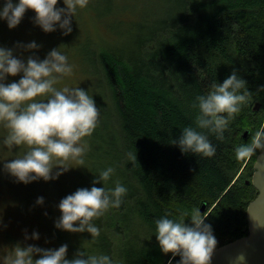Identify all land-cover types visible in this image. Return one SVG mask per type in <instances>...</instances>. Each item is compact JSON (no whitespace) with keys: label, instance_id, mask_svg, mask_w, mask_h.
Returning <instances> with one entry per match:
<instances>
[{"label":"trees","instance_id":"16d2710c","mask_svg":"<svg viewBox=\"0 0 264 264\" xmlns=\"http://www.w3.org/2000/svg\"><path fill=\"white\" fill-rule=\"evenodd\" d=\"M63 3L59 0V5ZM92 7L120 40L87 37L81 43L73 27L70 34L56 38L55 31L46 33L34 23L31 9L14 29L0 19V47L14 49L25 62L32 55L43 60L59 47L72 73L55 87H81L100 108L94 132L83 138V164L80 159L68 160L69 170L50 181L25 184L4 170V163L22 157L28 146L9 149L3 143L8 130L0 124V264L14 254L17 243L44 249L67 244V259L81 249L89 255H108L114 264H165L172 253L161 251L156 219L168 215L178 220L188 212L183 218L190 223L191 211L203 206L201 213L207 215L205 222L211 224L217 246L246 235L247 206L257 195L247 181L260 151L239 161L235 149L250 143L251 135L264 125V0H95ZM110 15L113 19L106 20ZM32 41L40 47L31 51L17 47L18 42ZM75 55L85 64L82 72ZM233 70L246 81L241 93H249L247 103L229 122L223 139L197 129L216 147L214 156L182 153L173 142L183 128L196 127V97L207 95ZM88 73L97 79L93 87L83 82ZM22 75H9L4 82L18 81ZM255 102L261 103L258 110ZM129 153L136 154L137 161L131 162ZM108 167L115 169L113 175L96 186L113 189L118 181L127 194L119 207L94 219L100 236L92 239L88 232L56 228L60 201L79 188L90 189ZM39 197L44 198L43 205L36 203ZM25 231L28 236L38 232L40 238L25 240ZM179 260L175 256L171 264Z\"/></svg>","mask_w":264,"mask_h":264},{"label":"clouds","instance_id":"9594fccd","mask_svg":"<svg viewBox=\"0 0 264 264\" xmlns=\"http://www.w3.org/2000/svg\"><path fill=\"white\" fill-rule=\"evenodd\" d=\"M65 7H58L59 0H6L0 9V19L6 20L10 29L16 28L27 10L35 12L33 21L46 33L57 31L63 35L73 31L72 20L77 8L87 7L89 0H63ZM18 48L35 50L40 47L35 41L27 44L17 43ZM58 48L52 49L40 60L35 55L25 62L14 55V49L0 47V124L8 130L3 140L9 149L13 146L27 145L28 151L20 158L4 163V170L15 177L17 182L28 184L43 179H58L70 167L68 160L83 157L86 145L81 143L86 136L94 132L100 108L88 91L81 87L57 89L55 85L72 73L68 58ZM23 73L18 81L5 83L9 75ZM246 81L239 78L237 71L227 77L223 83L213 84L207 95L196 97L199 113L195 118L196 127H185L177 145L184 154L192 153L212 157L216 147L208 136L197 129H206L223 139L229 122L241 111V106L248 101L249 93ZM37 97H47L37 100ZM257 150L264 153V125L251 135L250 143L235 149L239 161L250 160ZM130 161H137L136 154L129 153ZM54 160L56 163H54ZM80 164L83 160L80 159ZM58 168V171H53ZM115 169L108 167L101 170L93 180V186L79 188L63 198L58 208L61 216L56 221V228L72 232L91 234L92 239L100 236V229L93 223L110 207H119L127 188L118 181L113 189L97 187L103 185L113 175ZM37 204L43 205L44 198L39 197ZM171 219L168 215L156 219V239L164 254L179 256L177 264H211L218 241L211 224L206 223L207 215L200 209H193L190 223L184 218ZM40 238L38 232L29 237L25 231V240ZM68 245L59 248L44 249L36 245L22 246L17 243L14 254L9 255L4 264H114L105 254L89 255L84 250H77L73 259H67ZM39 254V258L34 256ZM239 264H246L247 257L241 253L236 257ZM171 264V261L169 262Z\"/></svg>","mask_w":264,"mask_h":264},{"label":"water","instance_id":"95a60500","mask_svg":"<svg viewBox=\"0 0 264 264\" xmlns=\"http://www.w3.org/2000/svg\"><path fill=\"white\" fill-rule=\"evenodd\" d=\"M257 103L256 110L261 106ZM247 134L248 131L244 135ZM247 183L257 190V195L247 206L248 233L217 246L211 264H239L236 257L241 253L247 257L246 264H264V153L257 155L252 177ZM201 211L204 212V206Z\"/></svg>","mask_w":264,"mask_h":264},{"label":"rangeland","instance_id":"374dc122","mask_svg":"<svg viewBox=\"0 0 264 264\" xmlns=\"http://www.w3.org/2000/svg\"><path fill=\"white\" fill-rule=\"evenodd\" d=\"M16 1H18V0H16ZM93 2H95V0H89L87 7L83 8V9L78 7L76 10L75 16L72 20V27L75 29L76 39L79 40L81 43H83L87 37H89V39L91 38V39H94L97 41L101 40L103 38L110 39L111 42H114L115 40H120L121 36H116L113 31L106 29L104 27V22L102 20H99L96 17L95 11L92 7ZM5 3H6V0H3L0 3V7L3 8ZM58 7H65V5H64V3L61 5L58 4ZM105 19L110 21L111 19H113V17L110 15V16L105 17ZM97 29L103 30L107 35L106 34H100ZM55 32H56V38L58 36H61L63 33L62 30H60L58 27H57V31H55ZM6 41H8V40H5L4 42H6ZM75 54H76V50H75ZM75 61L81 67V68L80 67L79 68H80V72H82L83 71L82 68L84 67L85 64L82 63L81 59H79V57L76 55H75ZM76 71L78 72V70H76ZM15 80H16V78H15ZM83 82H88L90 87H93V84L97 83V79L93 75H90L88 73L87 77L83 80ZM256 104H258V103L255 102L254 107L256 106ZM81 143H83V139H82ZM258 153L259 152H257L255 154V157ZM253 157H254V155H253ZM238 176H239V174H238ZM1 215H2V201L0 199V257L3 256V250L1 247V232L3 230V222L1 221ZM21 232H22V230H21ZM29 237H30V234H29ZM172 258H173V256L171 255L165 264H169V262L172 260ZM1 259H2V257L0 258V261H1Z\"/></svg>","mask_w":264,"mask_h":264}]
</instances>
